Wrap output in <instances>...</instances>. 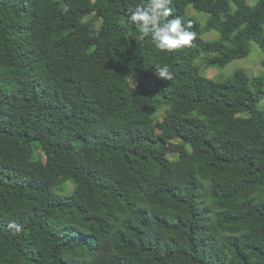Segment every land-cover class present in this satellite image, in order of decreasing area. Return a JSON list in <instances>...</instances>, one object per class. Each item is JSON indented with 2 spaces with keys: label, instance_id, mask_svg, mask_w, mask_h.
<instances>
[{
  "label": "trees",
  "instance_id": "trees-1",
  "mask_svg": "<svg viewBox=\"0 0 264 264\" xmlns=\"http://www.w3.org/2000/svg\"><path fill=\"white\" fill-rule=\"evenodd\" d=\"M141 3L0 0V264H264V59L204 75L264 53V0H172L170 52Z\"/></svg>",
  "mask_w": 264,
  "mask_h": 264
},
{
  "label": "clouds",
  "instance_id": "clouds-1",
  "mask_svg": "<svg viewBox=\"0 0 264 264\" xmlns=\"http://www.w3.org/2000/svg\"><path fill=\"white\" fill-rule=\"evenodd\" d=\"M171 3L172 0H143V3L128 10V23L138 26L139 29L137 38L139 40L150 38L154 47L161 52L190 46L196 38V33L191 30L190 21L185 24L182 17H173ZM157 72L159 78L172 79L173 73L167 65L160 66ZM8 228L13 235L22 231V225L15 221L10 222Z\"/></svg>",
  "mask_w": 264,
  "mask_h": 264
},
{
  "label": "rangeland",
  "instance_id": "rangeland-1",
  "mask_svg": "<svg viewBox=\"0 0 264 264\" xmlns=\"http://www.w3.org/2000/svg\"><path fill=\"white\" fill-rule=\"evenodd\" d=\"M249 4H252L255 0H246ZM190 12L193 13L191 10ZM195 16L198 14H194ZM198 18L204 21V16L200 13ZM204 39L214 40L218 38V33L215 31L207 32L204 34ZM264 59V53L260 50L259 46L256 43H252L250 54L244 58L239 60H234L230 62L223 68H212L206 69L204 71V75L207 78H212L217 81H223L228 76H230L233 72L237 70L245 71L250 77H256L262 74L263 68L261 65V61ZM72 189V183H67L65 185V190L69 191Z\"/></svg>",
  "mask_w": 264,
  "mask_h": 264
}]
</instances>
